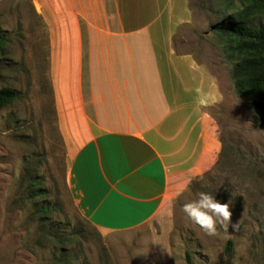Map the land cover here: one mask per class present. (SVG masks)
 I'll list each match as a JSON object with an SVG mask.
<instances>
[{"label": "rangeland", "instance_id": "obj_1", "mask_svg": "<svg viewBox=\"0 0 264 264\" xmlns=\"http://www.w3.org/2000/svg\"><path fill=\"white\" fill-rule=\"evenodd\" d=\"M188 6L192 22L177 31L174 47L217 79L223 98L208 112L220 152L173 201L169 216L104 235L69 191L47 27L29 1L0 0V89L19 96L0 110V264H264V128L235 86L225 34L212 29L243 6L236 0H188ZM249 24L264 29V8ZM201 191L229 205L227 232L218 226V235L206 236L182 212ZM42 208L49 212L38 213Z\"/></svg>", "mask_w": 264, "mask_h": 264}, {"label": "crops", "instance_id": "obj_2", "mask_svg": "<svg viewBox=\"0 0 264 264\" xmlns=\"http://www.w3.org/2000/svg\"><path fill=\"white\" fill-rule=\"evenodd\" d=\"M48 30L49 68L68 187L99 232L170 215L216 161L217 79L174 47L188 0H25Z\"/></svg>", "mask_w": 264, "mask_h": 264}, {"label": "trees", "instance_id": "obj_3", "mask_svg": "<svg viewBox=\"0 0 264 264\" xmlns=\"http://www.w3.org/2000/svg\"><path fill=\"white\" fill-rule=\"evenodd\" d=\"M236 1L242 4V9L224 16L212 29L225 34L224 51L233 64L235 86L251 102L264 128V29L249 24L254 14L264 8V0ZM4 43L5 37L0 31V48ZM18 99L17 91L1 88L0 110ZM48 212V208L38 211L42 215Z\"/></svg>", "mask_w": 264, "mask_h": 264}, {"label": "clouds", "instance_id": "obj_4", "mask_svg": "<svg viewBox=\"0 0 264 264\" xmlns=\"http://www.w3.org/2000/svg\"><path fill=\"white\" fill-rule=\"evenodd\" d=\"M182 212L206 236L218 235V226L225 232L228 230L231 217L229 205L218 202L210 192H198L194 199L183 205ZM109 231L104 229L103 234L107 235Z\"/></svg>", "mask_w": 264, "mask_h": 264}]
</instances>
